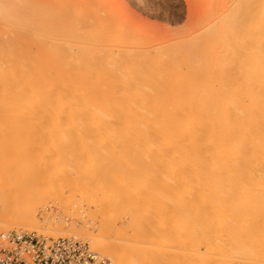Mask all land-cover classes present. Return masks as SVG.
<instances>
[{
	"label": "bare ground",
	"instance_id": "bare-ground-1",
	"mask_svg": "<svg viewBox=\"0 0 264 264\" xmlns=\"http://www.w3.org/2000/svg\"><path fill=\"white\" fill-rule=\"evenodd\" d=\"M22 1L0 0V118L11 119L0 126L8 130V124L11 129L15 123L17 128L16 135L8 131L14 135L8 136L11 140L0 138V145L4 147L6 141L7 148L8 142H16L19 129L22 133L27 127L31 131L50 126L55 130L50 129L51 135L57 134L56 141H51L56 142L58 153L48 151L50 156L35 160L36 170L38 166L42 169L38 173L27 172L30 165L18 162L23 171L16 183L27 185L28 180L41 175L53 153L57 157L52 161L56 159L60 176L67 182L61 189L68 186L81 198L92 190L105 193L107 207L130 216L127 225L133 237L156 226L169 234L170 209L156 195L167 191L175 177L188 181L250 177L255 181L252 203L264 212V0H185L188 11L175 31L177 39L161 40L153 49L128 45L136 37L137 27L133 15L115 0H40V12L43 3L56 6L58 15L30 19V24L23 21ZM31 1L26 0L29 8L24 1V8L34 17L38 5L31 10ZM135 1L138 6L147 2ZM79 6L83 11H76ZM198 82L205 83L208 94L187 96L185 87ZM24 118L27 123L20 122ZM196 118H202L203 123L196 124ZM180 127L183 133L176 139L174 132ZM18 145L21 148V143ZM21 149L22 153L29 150ZM23 156L20 161L29 162ZM248 157L255 163L252 167L246 164ZM4 161L0 164V230H7L2 224L8 222L16 228L21 224L86 234L93 247L109 255L113 264H136L145 256L154 263L169 256L166 251L148 252L137 246L122 251L119 238L90 233L93 226L98 231L110 226L96 224L91 211L92 219L87 218L92 224L79 227L61 216L54 219L51 215V219L47 213L39 220V212L47 209L43 207H47L48 194L27 191L31 194L5 196L4 190L12 189L11 179L16 175ZM67 196L61 203L65 209L70 207L65 205ZM20 202L30 208L3 216L10 204ZM149 209L154 221L162 218L152 228L151 220L140 215ZM192 229L201 231L197 219L192 220ZM185 257L187 264L209 261L194 243L187 244ZM244 259L247 263L251 258L244 254Z\"/></svg>",
	"mask_w": 264,
	"mask_h": 264
},
{
	"label": "rangeland",
	"instance_id": "rangeland-1",
	"mask_svg": "<svg viewBox=\"0 0 264 264\" xmlns=\"http://www.w3.org/2000/svg\"><path fill=\"white\" fill-rule=\"evenodd\" d=\"M24 1L26 2V0H23L20 3V5L23 6L22 18L24 17L23 21L26 22V24L33 23V20L30 21V19H34L36 21L37 17L45 16L47 14H48L46 16L47 19L49 18L51 19L52 17L54 18L58 15V10L55 9L56 6L55 7L51 6L54 10L53 12L52 10H50L51 9L50 6L47 7L45 4H43L47 2L41 0L43 2L42 9L47 12H43V10L40 12V10L38 9L41 8L40 7L41 3L37 4L38 1L40 0H32L31 1L32 6L30 5L31 10L36 8L37 5L38 6L35 9L36 11L33 12L34 17H31L30 15H32L31 14L32 12H30L29 15L28 9L27 10L25 9V8H29L26 5L28 4V2L25 3ZM115 1H117L118 3L124 6V10L127 14L133 15L134 24L137 27V33H136V37L133 38L131 42L128 44L132 49L139 48L142 46L149 49H153L155 48L156 44L161 40L177 39L178 35L175 34V31L183 25L188 11L185 0H147V2L144 5H140V6L134 3L135 0H115ZM24 3H25V8H24ZM29 4H31L30 1ZM80 7L81 6H79V8H77L76 11L78 12L83 11V7L81 8ZM48 12H50L51 14H49ZM61 28L65 29V26H61ZM167 30H170V33ZM166 31L168 32V34H165ZM177 88L184 89L181 86ZM185 89L188 90L187 93L185 92L187 96H189V94H197L201 97H204L208 94L204 82L191 84L185 87ZM10 120L11 119L4 117V119L0 121V124H2V126L3 124L6 125V123L10 122ZM40 120L42 121L43 119H36L35 121L40 122ZM4 121L6 123H4ZM23 121L27 123L28 118L27 119L24 118V120L20 122ZM20 122H18V124L22 125L23 123ZM195 123L201 125L203 123V119L196 118ZM13 124L15 125V123ZM18 124H16V127L18 126L20 128ZM5 125L4 127H7ZM14 125L12 126L15 128ZM13 127H11L10 129L8 124V130L7 128L5 130L0 126V129L2 128L1 129L2 133L0 132V136H1L0 138L6 141H8V139L11 140L13 137L12 138L9 137L16 135V129H17V128L14 129ZM26 127L27 126L25 124V128ZM44 127L32 129L33 131L32 130L30 131L29 128L27 127L29 133H33L29 135L26 134L28 132L26 130L27 128L25 129L27 131L26 133H23L25 130L24 131L22 130L21 131L22 133H20V129L18 128L19 137L17 138V141L14 138L16 142H14L13 140L11 141V143L8 142L9 143L8 146L10 148H8V146L7 148H4L5 145H7L6 141L4 147L0 145V152L1 153L3 152L2 154H4V152L6 151V154H4L3 157L2 154H0V160L5 159V161L3 160L4 163L11 166V168L13 169L12 175H14V173L16 175V177L14 176V178L12 177L11 179L13 180L12 184H14L12 186V189L8 191L4 190L3 194H5V196L8 197L15 194L19 196L30 195L31 193L27 194V191H35L34 193H38L40 195L41 193H45L43 195L48 194L49 198H48V203L46 204L47 207H43V209L44 208L47 209L41 213L39 212L38 214V217H40L39 220L42 221L41 218L45 219V215L47 213V215L51 219L53 217L54 219H57L61 216L64 218L66 223H70V224L73 223L75 224V226L78 227L83 226L85 223H87L88 225L90 222L93 221L96 224H99L101 222H106L110 224L108 230L106 229V230L98 231L93 226L90 233L95 232V234L115 237L117 240L119 238L122 245L121 248L122 251L123 250L128 251L129 247L137 246L144 249H148V252L150 251V252L160 253V251L161 252L166 251L165 253L168 252L167 254H169V256H167L165 260H160L154 263L153 261L151 262V260H149L147 256H145L142 257L141 260L138 261L136 264H187L185 253L188 243H194L199 247L200 253L206 259L209 260L207 264H264V212L257 209L255 205H253L252 203L251 196L253 192V186L255 183V181L252 178L250 177L247 178L238 177L234 179L207 178L202 181H196V180L188 181L185 179L175 177L170 182V187L167 191L158 192V194L156 195V197L164 204H166L170 209L168 222L171 228L169 230L170 232L167 231L169 234H166L165 232H162L164 234L161 233V229L157 228L156 225H159L160 220L162 218L161 219L157 218V220L155 219L154 221L153 212L151 211V209H149L146 212L150 211L151 213L150 212L146 213L145 211H141L142 213L144 212L143 213L144 215L141 214V212L140 215L142 219L146 218L151 220L149 226H151L152 228V226L155 225L156 226L155 229L154 228L147 229L148 231H146V233L145 231H141L142 233L139 234V236L133 237V233H132L133 231L131 228H128L129 225H127L130 220V216H128L126 213L120 211L118 212V210L113 208L111 205L107 207L106 206L107 204L106 205L104 204V201H108L106 200L107 197L105 196V193L102 192L101 194L100 192H95V190H92L86 194L85 198H81L78 191L71 190L73 192L72 193L68 188V186L67 187L64 186V189H61V187H63V185H66L67 182L65 178L60 176L61 168L55 162L56 159L52 161V159L54 158L53 156H55V154L53 153H56L57 151L55 150L57 148H54V145H56L54 143L56 142H53L56 141L57 134L55 133L56 134L55 137L54 135L52 136L51 133L54 134V132L50 131V129L51 130L53 129L50 128V126L49 127L47 126L48 128L45 127L46 129L44 130ZM22 129H24V127ZM3 130L7 131L5 132L7 133L6 137L5 136L3 137L1 135L4 134ZM12 130L14 131V135H11L13 133H9L8 135V131L13 132ZM39 132H42L40 133V136H39ZM44 132L46 135L44 134L45 136L43 138ZM182 133H183V129L181 127L176 128L174 132L175 138L176 139L179 138ZM22 134H24L25 137L22 136ZM51 136L53 138H51ZM46 137L48 138L47 143L45 139ZM39 138H41V140H39ZM19 139L21 143V148L22 147L29 148L30 152L34 151L33 153H35L36 150L39 151V154H37L38 152H36L35 154H33L32 152L30 153L28 149L26 150V152H23L24 153L23 159L24 160L28 159L30 163L29 162L26 163L23 160L20 161L19 157H21L23 153L20 152L19 150L21 148L19 147L18 149L17 147L20 146L18 145L20 144ZM51 139H53V141H51ZM24 142H25V146H24ZM41 142L45 145H43ZM0 143L2 142L0 141ZM38 143H41L40 144L41 148H39ZM50 143L51 145H49ZM3 148L4 150L5 149L6 150L4 151ZM13 148H16L18 150ZM54 150L55 152L52 153L53 156L51 157L50 162L46 161V159L48 158H45L46 161L45 163L49 166L47 169L46 167H43L45 166V164L43 163L44 161L42 162V164L44 165H42L41 167L45 168L47 172L44 169L43 171L44 174L42 173L39 176L31 178L30 180H28L29 183H27V185L26 183L24 185H22L20 182L16 183L15 180L18 174L22 173L21 171H23L19 166L21 163L18 164V162H22V164L23 163L26 164L27 167H28L27 164L30 165L29 166L30 169L27 168V172L38 173V171H40L41 168L38 166L37 168H39V170H36L37 165L35 166L34 161L36 160V163L37 160L38 162H40V159L43 158V155H46L48 157L51 155V153L49 152V154H47V152L48 151L52 152ZM40 152H42L43 154ZM37 155L39 157H37ZM182 157L183 155H180V158ZM14 160H17V163ZM3 161L2 164L0 162L1 165H3ZM246 164L248 167H252L255 163L250 159V157H248L246 159ZM38 165H40V163H38ZM15 166L17 168H15ZM262 167L264 168V165H262ZM1 180L2 179L0 178V182ZM59 182H60V186L58 184ZM15 184H17L16 187H14ZM53 191H55V193H53ZM57 193L59 194L58 196ZM69 193L75 195L71 196V194ZM66 194L69 195L67 196ZM65 196L68 197V200H66L65 205L71 207V205L73 204L71 208L67 207L65 209L63 205H61V203L64 204L63 200L65 201V199L63 198H66ZM191 201L193 202V205L192 203L190 204ZM22 202H20L19 205L10 204V206L7 207L8 209L6 208L5 211H3V213H5V215L3 216H8L18 211L19 212L26 211V209L28 210V208H30L29 205L26 206L27 203L24 202L26 203L24 204ZM148 202L149 203L147 205H151L150 201ZM43 209L42 207H40L39 210H43ZM90 211L94 214L93 221L91 220L92 216L90 217L88 213ZM51 215L53 217H51ZM87 216H89L88 218L91 219H88ZM193 219H197L199 221V224L201 226V231L197 232L192 229ZM2 225L7 226L8 229L5 231L0 230V233L16 231L27 234L34 233L43 236L47 239L71 237L81 240L82 242H86L87 244H89V247L92 251L96 252L100 257L108 258L113 264V259L109 255H107L105 252L98 251L97 249H95V247H93V244L91 243L92 242L91 239L88 238V235L86 234L73 235L72 233L71 234L70 233L68 234V232L66 233V231L65 232L64 231L55 232L52 230L46 231L45 229H37L30 225L24 226L21 224L20 226L17 225L16 228L15 226H13L14 224L8 222L3 223ZM123 227H126V230L123 229ZM66 229H68V227H66ZM156 229L158 230L160 229V231H157ZM122 232L125 233L123 236H122ZM129 250L131 249L129 248ZM244 254H247L251 258L248 261L246 260L247 263H245Z\"/></svg>",
	"mask_w": 264,
	"mask_h": 264
},
{
	"label": "built area",
	"instance_id": "built-area-1",
	"mask_svg": "<svg viewBox=\"0 0 264 264\" xmlns=\"http://www.w3.org/2000/svg\"><path fill=\"white\" fill-rule=\"evenodd\" d=\"M0 264H112L75 238L47 239L34 233H0Z\"/></svg>",
	"mask_w": 264,
	"mask_h": 264
}]
</instances>
